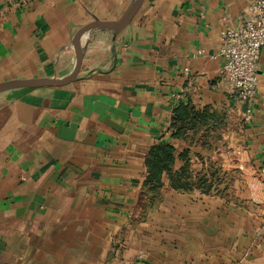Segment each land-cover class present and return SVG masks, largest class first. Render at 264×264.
Here are the masks:
<instances>
[{"label": "crops", "instance_id": "0c3cea01", "mask_svg": "<svg viewBox=\"0 0 264 264\" xmlns=\"http://www.w3.org/2000/svg\"><path fill=\"white\" fill-rule=\"evenodd\" d=\"M10 1L0 82L65 79L83 56L68 83L0 90V264H264V46L249 123L218 55L219 18L239 28L248 0H144L79 42L132 0ZM178 93L215 127L165 135ZM164 139L195 184L164 174L150 204L145 157Z\"/></svg>", "mask_w": 264, "mask_h": 264}, {"label": "built area", "instance_id": "2783aa9c", "mask_svg": "<svg viewBox=\"0 0 264 264\" xmlns=\"http://www.w3.org/2000/svg\"><path fill=\"white\" fill-rule=\"evenodd\" d=\"M29 1L11 0L10 5L19 8ZM248 11V18L239 28L232 26L227 15L219 18L223 29L218 49V55L224 58L222 74L234 86L239 101L247 105L243 114L245 123L253 119V103L259 93L258 67L261 49L264 46V0H248ZM175 99L182 101L183 94H176ZM166 134L169 135V131H166ZM259 174L264 184V162L259 168ZM262 228H264V223Z\"/></svg>", "mask_w": 264, "mask_h": 264}, {"label": "trees", "instance_id": "16d2710c", "mask_svg": "<svg viewBox=\"0 0 264 264\" xmlns=\"http://www.w3.org/2000/svg\"><path fill=\"white\" fill-rule=\"evenodd\" d=\"M215 118V113H211L209 108L200 110L189 102H180L173 110L171 124L167 131L171 138L186 139L190 131L195 133L200 127H215ZM177 156H184V154L178 155L173 142L167 139L154 144L148 150L145 157L148 176L144 185L150 204H154L161 196L160 188L164 174L169 176L170 183L175 188H191L195 184L187 180L186 167L181 170L174 169ZM198 184L204 189L209 188L205 179H201Z\"/></svg>", "mask_w": 264, "mask_h": 264}, {"label": "water", "instance_id": "95a60500", "mask_svg": "<svg viewBox=\"0 0 264 264\" xmlns=\"http://www.w3.org/2000/svg\"><path fill=\"white\" fill-rule=\"evenodd\" d=\"M144 0H132L129 6L125 9L121 17L117 20L112 21H94L81 28L76 37V42H79V39L84 32L95 28V27H105L115 30L124 29L133 19L138 9L140 8ZM83 53L79 52L78 61L75 69L71 75L65 79H55L47 77H36V78H27V79H11L0 82V90L10 89V88H19V87H38V86H48V85H59L65 84L73 80L79 70Z\"/></svg>", "mask_w": 264, "mask_h": 264}]
</instances>
